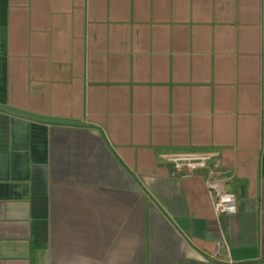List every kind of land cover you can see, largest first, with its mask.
I'll list each match as a JSON object with an SVG mask.
<instances>
[{
  "label": "crops",
  "instance_id": "0c3cea01",
  "mask_svg": "<svg viewBox=\"0 0 264 264\" xmlns=\"http://www.w3.org/2000/svg\"><path fill=\"white\" fill-rule=\"evenodd\" d=\"M0 264H264V0H0Z\"/></svg>",
  "mask_w": 264,
  "mask_h": 264
},
{
  "label": "built area",
  "instance_id": "2783aa9c",
  "mask_svg": "<svg viewBox=\"0 0 264 264\" xmlns=\"http://www.w3.org/2000/svg\"><path fill=\"white\" fill-rule=\"evenodd\" d=\"M207 157H173L169 159L177 171L185 170L183 177H190L194 169H205ZM219 172L208 169V176H217ZM208 187L213 195V209L216 214H234L237 206L232 194L225 193L217 182H208Z\"/></svg>",
  "mask_w": 264,
  "mask_h": 264
}]
</instances>
